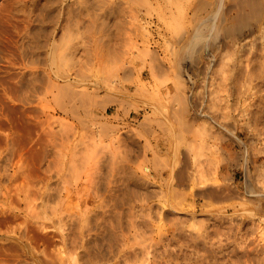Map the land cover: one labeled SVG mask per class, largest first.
<instances>
[{
	"label": "rangeland",
	"instance_id": "374dc122",
	"mask_svg": "<svg viewBox=\"0 0 264 264\" xmlns=\"http://www.w3.org/2000/svg\"><path fill=\"white\" fill-rule=\"evenodd\" d=\"M89 1L0 0V264H264V1L210 38L231 0Z\"/></svg>",
	"mask_w": 264,
	"mask_h": 264
},
{
	"label": "bare ground",
	"instance_id": "6f19581e",
	"mask_svg": "<svg viewBox=\"0 0 264 264\" xmlns=\"http://www.w3.org/2000/svg\"><path fill=\"white\" fill-rule=\"evenodd\" d=\"M46 1V0H45ZM49 1V0H48ZM58 1V0H57ZM83 1V0H82ZM89 1V0H88ZM221 1V0H220ZM232 2L229 4L230 6V10H231V8L232 9H234V11H235V15H233V16H230V18H228V16H227V18H223L222 20H221V22H219L220 23V26H216L215 25V18H214V15H216V14H212V16H213V18H211V19H209V20H205V24L206 23H210V25H209V27L207 28V27H205V28H207L206 30H207V32H208V37L210 38V35L211 36H213L214 34H216V33H222L223 35H239V34H241L244 30H246V29H248V28H251L253 25H257V24H259V21H261L262 19H261V16H260V14H261V1L260 0H231ZM262 1H264V0H262ZM30 2V1H29ZM33 2H36V1H33ZM89 2H91L92 3V1H89ZM113 2V1H112ZM208 2V1H207ZM230 2V1H229ZM48 3V2H47ZM209 3V2H208ZM219 3V2H218ZM35 4V3H34ZM37 4V3H36ZM45 4V3H44ZM43 4V6H45ZM119 4V3H118ZM117 4V5H118ZM94 5V4H93ZM96 5V4H95ZM205 5H208V4H204V6ZM219 5V4H218ZM42 6V5H41ZM80 6V5H79ZM123 6V5H122ZM121 5H120V7H122ZM201 6V5H200ZM203 6V7H204ZM228 6V5H227ZM226 6V7H227ZM130 7H132V6H130ZM205 7H207V6H205ZM210 7V6H209ZM219 7V6H218ZM226 7H224V8H226ZM228 7V8H229ZM40 8H42V7H40ZM46 8V7H45ZM48 8V7H47ZM56 8V7H55ZM217 8V7H216ZM58 9V8H57ZM64 9V8H63ZM87 9H89V8H87ZM94 9V8H93ZM99 9H101V8H99ZM202 9V8H201ZM200 9V10H201ZM47 10V9H46ZM118 10V9H117ZM126 10V9H125ZM205 10V9H204ZM226 10V9H225ZM14 11V10H13ZM38 11V10H37ZM124 11V10H123ZM128 11H130V9H128ZM132 11H134V10H132ZM193 11V10H192ZM202 11V10H201ZM215 11H217V10H215ZM17 12V11H16ZM43 12V11H42ZM94 12H96V11H94ZM103 12V11H102ZM119 12V11H118ZM125 12V11H124ZM182 12V11H181ZM15 13V12H14ZM13 13V14H14ZM54 13V12H53ZM56 13V12H55ZM54 13V14H55ZM80 13V12H79ZM93 13V12H92ZM214 13V12H213ZM21 14V13H20ZM78 14V13H77ZM123 14V13H122ZM132 14V13H131ZM222 14V13H221ZM36 15V14H35ZM60 15V14H59ZM68 15V14H67ZM103 15V14H102ZM118 15V14H117ZM227 15H228V13H227ZM17 16V15H16ZM39 16V15H38ZM45 16H47V15H45ZM65 16V15H64ZM75 16V15H74ZM100 16V15H99ZM120 16H121V14H120ZM124 16V15H123ZM137 16V15H136ZM36 17V16H35ZM43 17V16H42ZM82 17V16H81ZM84 17V16H83ZM85 17H86V15H85ZM102 17V16H101ZM55 18V17H54ZM68 18V17H67ZM80 18V17H79ZM100 18V17H99ZM197 18V17H196ZM221 18H222V16H221ZM71 19H72V17H71ZM80 19H82V18H80ZM86 19V18H85ZM97 19V18H96ZM199 19V18H198ZM215 19V20H214ZM220 19V18H219ZM21 20V19H20ZM38 20V19H37ZM64 20V19H63ZM93 20V19H92ZM102 20H104L103 18H102ZM106 20V19H105ZM120 20H122V19H120ZM27 21V20H26ZM48 21V20H47ZM52 21V20H51ZM197 21V20H196ZM44 22V21H43ZM85 23H86V21H84ZM96 22V21H95ZM98 22V21H97ZM96 22V23H97ZM34 23V22H33ZM88 23V22H87ZM100 23V22H99ZM108 23V22H107ZM117 23V22H116ZM121 23H124V22H121ZM201 23V22H200ZM261 23H262V21H261ZM28 24V23H27ZM36 24V23H35ZM54 24H55V22H54ZM105 24H106V21H105ZM91 25H93V24H91ZM126 25V24H125ZM27 26V25H26ZM73 26H74V24H73ZM73 26H70V27H73ZM89 26V25H88ZM104 26V25H103ZM115 26V25H114ZM53 27V26H52ZM97 27V26H96ZM111 27V26H110ZM131 27V26H130ZM66 28V27H65ZM76 28V27H75ZM84 28V27H83ZM88 28H91V26L90 27H88ZM108 28V27H107ZM115 28V27H114ZM118 28V27H117ZM178 28V27H177ZM201 28V27H200ZM200 28H198V29H196V32L194 33V35H193V37H192V41L191 42H188V44H187V46L186 47H184V49L183 50H185L186 52L185 53H187L188 55H195V53H197L198 51H199V45H202L201 43H200V40H201V38H200V34H199V32H200ZM24 29V28H23ZM33 29V28H32ZM36 29V28H35ZM72 29V28H71ZM70 29V30H71ZM86 29V28H85ZM98 29V28H97ZM113 29V28H112ZM174 29V28H173ZM61 30V29H60ZM69 30V31H70ZM76 30V29H75ZM89 30V29H88ZM103 30V29H102ZM113 30H115V29H113ZM121 30H123L122 28H121ZM251 30V29H250ZM83 31V30H82ZM116 31H119V30H116ZM144 31V30H143ZM252 31V30H251ZM262 31V30H261ZM27 32V31H26ZM90 32H91V30H90ZM98 32V31H97ZM107 32V31H106ZM202 32V31H201ZM206 32V33H207ZM88 33V32H87ZM110 33V32H109ZM116 33V32H115ZM173 33V32H172ZM31 34V33H30ZM61 34V33H60ZM90 34V33H89ZM210 34V35H209ZM213 34V35H212ZM251 34V33H250ZM33 35V34H32ZM110 35V34H109ZM117 35V34H116ZM262 35H264V33H262ZM97 36V35H96ZM173 36V35H172ZM207 36V35H206ZM80 37V36H79ZM113 37H114V34H113ZM118 37V36H117ZM178 37V36H177ZM214 37V36H213ZM31 38V37H30ZM32 38H33V36H32ZM116 38V37H115ZM202 38H203V36H202ZM205 38V37H204ZM56 39V38H55ZM81 39V38H80ZM123 39V38H122ZM125 39V38H124ZM218 39V38H217ZM54 40V39H53ZM59 40V39H58ZM85 40V39H84ZM88 40V39H87ZM100 40V39H99ZM117 40V39H116ZM178 40V39H177ZM256 40V39H255ZM70 41V40H69ZM79 41V40H78ZM125 41H127V40H125ZM179 41V40H178ZM199 41V42H198ZM85 42V41H84ZM130 42H131V40H130ZM207 42V41H206ZM22 43V42H21ZM20 43V44H21ZM91 43V42H90ZM217 43V42H216ZM258 43V42H257ZM44 44H45V42H44ZM57 44V43H56ZM60 44V43H59ZM64 44V43H63ZM40 45H42V44H40ZM46 45V44H45ZM76 45V44H75ZM147 45V44H146ZM204 45H206V44H204ZM34 46V45H33ZM54 46H56V45H54ZM77 46V45H76ZM98 46V45H97ZM109 46V45H108ZM42 47H44V46H42ZM57 47V46H56ZM126 47V46H125ZM147 47V46H146ZM199 47V48H198ZM227 47V46H226ZM225 47V48H226ZM233 47V46H232ZM94 48V47H93ZM121 48V47H120ZM202 48V47H201ZM225 48H224V50H225ZM256 48V47H255ZM14 49H15V47H14ZM38 49V48H37ZM60 49V48H59ZM96 49V48H95ZM203 49V48H202ZM261 49V48H260ZM88 50V49H87ZM167 50V49H166ZM100 51V50H99ZM105 51V50H104ZM200 51H201V49H200ZM21 52V51H20ZM64 52V51H63ZM95 52V51H94ZM103 52V51H102ZM107 52V51H106ZM113 52V51H112ZM22 53V52H21ZM76 53V52H75ZM108 53V52H107ZM114 53V52H113ZM32 54V53H31ZM100 54V53H99ZM103 54V53H102ZM101 54V55H102ZM228 53H226V55H227ZM48 55V54H47ZM55 55V54H54ZM64 55V54H63ZM105 55V54H104ZM113 55V54H112ZM138 55V54H137ZM142 55V54H141ZM183 55H184V52H183ZM239 55V54H238ZM256 55V54H255ZM53 56V55H52ZM88 56V55H87ZM110 56V55H109ZM135 56H136V54H135ZM228 56V55H227ZM260 56V55H259ZM18 57H20V56H18ZM39 57V56H38ZM69 56H67V58H68ZM100 57V56H99ZM104 57V56H103ZM190 57V56H189ZM252 57V56H251ZM21 58V57H20ZM58 58V57H57ZM61 58V57H60ZM144 58V57H143ZM30 59V58H29ZM38 59V58H37ZM55 59V58H54ZM65 59H66V57H65ZM75 59H77V58H75ZM73 60V59H72ZM77 60H79V59H77ZM156 60V59H155ZM255 60V59H254ZM54 61V60H53ZM66 61V60H65ZM157 61V60H156ZM201 61V60H200ZM260 61V60H259ZM36 62V61H35ZM60 62V61H59ZM80 62V61H79ZM103 62V61H102ZM67 63V62H66ZM31 64V63H30ZM41 64V63H40ZM105 64H106V62H105ZM202 64V63H201ZM62 65V64H61ZM107 65V64H106ZM204 65V64H203ZM253 65V64H252ZM33 66V65H32ZM45 67V66H44ZM71 67V66H70ZM77 67H78V65H77ZM84 68V67H83ZM160 68V67H159ZM162 68V67H161ZM164 68V67H163ZM240 68V67H239ZM152 69V68H151ZM199 69V68H198ZM72 70V69H71ZM95 70H96V68H95ZM94 70V71H95ZM108 70V69H107ZM120 70V69H119ZM127 70V69H126ZM152 70H154V69H152ZM151 70V71H152ZM68 71V70H67ZM77 71H79V70H77ZM101 71V70H100ZM123 71V70H122ZM217 71V70H216ZM74 72V71H73ZM80 72H82L81 70H80ZM86 72H87V70H86ZM112 72V71H111ZM124 72V71H123ZM160 72V71H159ZM242 72V71H241ZM249 72V71H248ZM25 73V72H24ZM68 73H69V71H68ZM96 73H97V71H96ZM124 73H126V72H124ZM129 73V72H128ZM153 73V72H152ZM217 73V72H216ZM224 73V72H223ZM226 73H227V71H226ZM255 73H256V71H255ZM33 74V73H32ZM44 74V73H43ZM70 74V73H69ZM84 74V73H83ZM91 74V73H90ZM219 74V73H218ZM253 74V73H252ZM257 74V73H256ZM73 75V74H72ZM224 75V74H223ZM241 75V74H240ZM251 75V74H250ZM31 76V75H30ZM74 76H75V72H74ZM73 76V77H74ZM98 76V75H97ZM101 76V75H100ZM217 76V75H216ZM82 77H83V75H82ZM81 77V78H82ZM86 77V76H85ZM84 77V78H85ZM107 77V76H106ZM125 77H127V76H125ZM124 77V78H125ZM212 77V76H211ZM242 77V76H241ZM32 77H30V79H31ZM62 78V77H61ZM87 78V77H86ZM105 78V77H104ZM107 78H109V77H107ZM118 78V77H117ZM163 78V77H162ZM193 78H195V77H193ZM238 78V77H237ZM246 78V77H245ZM43 79V78H42ZM121 79V78H120ZM223 79V78H222ZM226 79H228V78H225V80ZM249 79V78H248ZM261 79V78H260ZM28 80H29V78H28ZM35 80H36V78H35ZM40 80V79H39ZM45 80V79H44ZM44 80H42V81H44ZM105 80V79H104ZM124 80V79H123ZM157 80V79H156ZM31 81V80H30ZM103 81V80H102ZM108 81V80H107ZM158 81V80H157ZM214 81V80H213ZM224 81V80H223ZM239 81V80H238ZM32 82V81H31ZM37 82V81H36ZM211 82V81H210ZM219 82V81H218ZM222 82V81H221ZM244 82V81H243ZM21 83V82H20ZM25 83V82H24ZM46 83V82H45ZM66 83V82H65ZM105 83V82H104ZM157 83V82H156ZM161 83H163V82H161ZM207 83H208V81H207ZM229 83V82H228ZM28 84V83H27ZM32 84H33V82H32ZM54 84V83H53ZM64 84V83H63ZM114 84V83H113ZM239 84H240V81H239ZM60 85V84H59ZM146 85V84H145ZM176 85H178V84H176ZM234 85V84H233ZM27 86H29V84L27 85ZM140 86H142V85H140ZM140 86H137L138 88L140 87ZM205 86V85H204ZM52 87H54L53 85H52ZM66 87H67V83H66ZM105 87V86H104ZM109 87V86H108ZM136 87V88H137ZM149 87V86H148ZM152 87V86H151ZM174 87V86H173ZM217 87V86H216ZM225 87V86H224ZM39 88V87H38ZM61 88V87H60ZM97 88V87H96ZM111 88V87H110ZM113 88H116V87H113ZM119 88V87H118ZM175 88V87H174ZM221 88V87H220ZM243 88V87H242ZM53 89V88H52ZM63 89V88H62ZM73 89H75V88H73ZM79 89V88H78ZM95 89V88H94ZM108 89V88H107ZM182 90H183V87L181 88ZM186 89H187V87H186ZM36 90V89H35ZM47 90V89H46ZM51 90V89H50ZM116 90H119V89H116ZM174 90V89H173ZM216 90V89H215ZM244 90V89H243ZM30 91V90H29ZM37 91H39V90H37ZM72 91H74V90H72ZM72 91H71V93H72ZM97 91V90H96ZM142 91V90H141ZM154 91H155V89H154ZM157 91V90H156ZM167 91V90H166ZM174 91H176V90H174ZM41 92V91H40ZM51 92V91H50ZM70 92V91H69ZM77 92V91H76ZM138 92V91H137ZM144 92V91H143ZM179 92V91H178ZM178 92H177V95H178ZM196 92V91H195ZM222 92V91H221ZM255 92V91H254ZM20 93V92H19ZM47 93H48V91H47ZM56 93H57V91H56ZM66 93V92H65ZM79 93V92H78ZM141 93V92H140ZM148 93V92H147ZM151 93V92H150ZM218 93V92H217ZM36 94V93H35ZM40 94V93H39ZM46 94V93H45ZM82 94H84V93H82ZM92 94V93H91ZM132 94V93H131ZM165 94H167V92L165 93ZM173 94V93H172ZM18 95V94H17ZM64 95V93L62 94V96ZM69 95V94H68ZM79 95V94H78ZM104 95H105V93H104ZM150 95V94H149ZM155 95V94H154ZM179 95H181V93H179ZM218 95V94H217ZM23 96V95H22ZM27 96V95H26ZM82 96V95H81ZM92 96V95H91ZM106 96V95H105ZM104 96V98H103V101H105L106 102V97ZM183 96V95H182ZM221 96V95H220ZM242 96V95H241ZM31 97V96H30ZM68 97V96H67ZM85 97V96H84ZM87 97V96H86ZM114 97H116V96H114ZM123 97V96H122ZM157 97V96H156ZM172 97V96H171ZM51 99H53V97L51 96L50 97ZM58 98V97H57ZM63 98V97H62ZM110 98V101H111V99H113V97L112 96H108V98H107V100ZM120 98V97H119ZM173 98H174V96H173ZM180 98V97H179ZM178 98V99H179ZM70 99V98H69ZM68 99V100H69ZM105 99V100H104ZM117 99H118V97H117ZM175 99V98H174ZM173 99V100H174ZM181 99H183V98H181ZM26 100V99H25ZM72 100V99H71ZM116 100V99H115ZM115 100H113V101H115ZM125 99H123V100H121V102L122 103H125V101H124ZM167 100V99H166ZM171 100V99H170ZM173 100H172V102H173ZM176 100V99H175ZM235 100V99H234ZM52 101V100H51ZM61 101V100H60ZM94 101V100H93ZM113 101H111V102H109V103H112ZM118 101H120V100H118ZM181 101V100H180ZM59 102V101H58ZM68 102V101H67ZM66 102V103H67ZM90 102V101H89ZM92 102V101H91ZM96 102V101H95ZM171 102V103H172ZM238 102V101H237ZM26 103V102H25ZM52 103H53V101H52ZM71 103V102H70ZM122 103H120L121 105H122ZM155 103V102H154ZM181 103V102H180ZM218 103V102H217ZM28 104V103H27ZM60 104H62V103H60ZM59 103H58V105H60ZM79 104V103H78ZM89 104V103H88ZM94 104V103H93ZM129 104V103H128ZM177 104H178V102H177ZM233 104V103H232ZM238 104V103H237ZM246 104V103H245ZM55 105V104H54ZM90 105V104H89ZM125 105H126V103H125ZM144 105V104H143ZM181 105H183V104H181ZM46 106V105H45ZM44 106V107H45ZM72 106V105H71ZM88 106V105H87ZM145 106V105H144ZM150 106V105H149ZM242 106V105H241ZM55 107H56V105H55ZM58 107V106H57ZM60 107V106H59ZM121 107V106H120ZM179 107V106H178ZM177 107V108H178ZM209 107V106H208ZM233 107H234V105H233ZM42 108V107H41ZM71 108V107H70ZM140 108V107H139ZM176 108V109H177ZM240 108V107H239ZM60 109V108H59ZM80 109V108H79ZM87 109V108H86ZM170 109V108H169ZM179 109V108H178ZM181 109V108H180ZM179 109V110H180ZM219 109V108H218ZM224 109V108H223ZM237 109V108H236ZM235 109V110H236ZM46 110H48V109H46ZM62 110V109H61ZM70 110V109H69ZM82 110H83V108H82ZM126 110V109H125ZM124 110V108H123V111H125ZM175 110V109H174ZM173 110V111H174ZM209 110V109H208ZM214 110V109H213ZM248 110V109H247ZM246 110V111H247ZM156 111V110H155ZM162 111V110H161ZM165 111V110H164ZM177 111V110H176ZM181 111V110H180ZM215 111V110H214ZM219 111V110H218ZM221 111V110H220ZM70 112H71V110H70ZM75 112V111H74ZM172 112V111H171ZM212 112V111H211ZM217 112V111H216ZM222 112V111H221ZM243 112V111H242ZM190 113V112H189ZM116 114V113H115ZM139 114V113H138ZM174 114H176V113H174ZM180 114V113H179ZM183 114V113H182ZM244 114H245V111H244ZM250 114V113H249ZM78 115V114H77ZM170 115V114H169ZM177 115V114H176ZM175 116V115H174ZM174 116H172V117H174ZM213 116V115H212ZM242 116V115H241ZM259 116V115H258ZM45 117V116H44ZM53 117V116H52ZM74 117V116H73ZM97 117V116H96ZM116 117V116H115ZM170 117V116H169ZM183 117V116H182ZM216 117V116H215ZM223 117V116H222ZM243 117H245V116H243ZM242 117V118H243ZM75 118V117H74ZM79 118V117H78ZM100 118V117H99ZM118 118V117H117ZM175 118V117H174ZM193 118V117H192ZM199 118V117H198ZM96 119V118H95ZM145 119V118H144ZM39 120H41V119H39ZM43 120V119H42ZM54 120V119H53ZM77 120V119H76ZM97 120V119H96ZM172 120H174L173 118H172ZM178 120V119H177ZM189 121H190V119H188ZM193 120V119H192ZM196 120V119H195ZM243 120V119H242ZM117 121V120H116ZM223 121V120H222ZM247 121V120H246ZM54 122V121H53ZM62 122V121H61ZM96 122V121H95ZM165 122V121H164ZM174 122H175V120H174ZM207 122V121H206ZM219 122V121H218ZM50 123V122H49ZM65 123V122H64ZM139 123V122H138ZM185 123V122H184ZM194 123V122H193ZM196 123V122H195ZM221 123V122H220ZM243 123H245V122H243ZM248 123V122H247ZM43 124H44V122H43ZM48 124V123H47ZM51 124V123H50ZM56 124V123H55ZM105 124V123H104ZM103 124V125H104ZM178 124H180L181 125V123H177V127H178ZM202 124V123H201ZM218 124V123H217ZM46 125V124H45ZM67 125V124H66ZM94 125V124H93ZM141 125V124H140ZM139 125V126H140ZM168 125V124H167ZM179 125V126H180ZM183 125H185V124H182V127H184ZM192 125V124H191ZM208 125V124H207ZM247 125V124H246ZM254 125V124H253ZM52 126H54L53 124H52ZM174 126H176V125H174ZM202 126V125H201ZM249 126V125H248ZM62 127H64V126H62ZM69 127H70V125H69ZM83 127V126H82ZM101 127V125L98 127L99 128V130L102 132V127ZM105 127V126H104ZM106 127H108V125L106 126ZM103 128V130L105 129H108L109 127L111 128V127H113V125L111 126H109L108 128ZM117 128V126H114V129H116ZM203 127V126H202ZM246 127V126H245ZM42 128V127H41ZM48 128V127H47ZM58 128V127H57ZM65 128V127H64ZM166 128V127H165ZM176 128V127H175ZM181 128V127H180ZM179 128V129H180ZM185 128V127H184ZM187 128V127H186ZM189 128V127H188ZM193 128V127H192ZM200 128V127H199ZM246 128H249V127H246ZM245 128V129H246ZM254 128V127H253ZM50 129V128H49ZM67 129V128H66ZM82 129V128H81ZM96 129V128H95ZM111 129H113V128H111ZM114 129H113V131H114ZM142 129V128H141ZM202 128H200V130H201ZM206 129V128H205ZM243 129V128H242ZM47 130V129H46ZM182 130H184V129H181V130H178V131H182ZM187 130V129H186ZM186 130H184V131H186ZM194 130V129H193ZM207 130V129H206ZM51 131V130H50ZM53 131V130H52ZM55 131V130H54ZM60 131H62V130H60ZM66 131V130H65ZM96 131V130H95ZM107 131H110V129L109 130H106V134H108L107 133ZM116 131V130H115ZM136 131V130H135ZM165 132H166V134H170V129L167 127L166 128V130H164ZM190 131H191V129H190ZM205 131V130H204ZM208 131V130H207ZM70 132V131H69ZM82 132V131H81ZM98 132V131H97ZM104 132V131H103ZM111 132V131H110ZM196 132V131H195ZM199 132V131H198ZM219 132V131H218ZM256 132V131H255ZM58 133V132H57ZM66 133V132H65ZM96 133V132H95ZM105 133V132H104ZM137 133H138V131H137ZM177 133V132H176ZM175 133V134H176ZM179 134L178 135H176L175 137H177L178 138V136H180L181 134H180V132H178ZM186 133V132H185ZM184 133V134H185ZM192 133V132H191ZM207 133V132H206ZM56 134V133H55ZM62 134H64V133H62ZM61 134V135H62ZM74 134V133H73ZM80 134V133H79ZM102 134V133H101ZM138 134H140V133H138ZM184 134H182L181 135V137H183V135ZM196 134V133H195ZM210 134V133H209ZM216 133H214V135H215ZM58 135V134H57ZM109 135V134H108ZM111 135V134H110ZM121 135V134H120ZM191 135H193V134H191ZM200 135H202V136H204L203 134H200ZM212 135V134H211ZM220 135V134H219ZM59 136V135H58ZM75 136V135H74ZM92 136V135H91ZM90 136V137H91ZM142 136V135H141ZM140 136V137H141ZM164 136V135H163ZM189 136V135H188ZM199 136V135H198ZM198 136H197V138H198ZM81 137V136H80ZM118 137V136H117ZM120 137V136H119ZM166 137V136H165ZM193 137V136H192ZM205 137V136H204ZM218 138H219V136H217ZM65 138H67V137H65ZM142 138V137H141ZM194 138H196L195 136H194ZM217 138V139H218ZM179 139V138H178ZM182 139V138H181ZM201 139V138H200ZM216 139V140H217ZM45 140V139H44ZM87 140V139H86ZM221 140V139H220ZM55 141V140H54ZM67 141V140H66ZM81 141V140H80ZM99 141V140H98ZM175 141V140H174ZM173 141V142H174ZM180 141V140H179ZM183 140H181V142H182ZM188 141V140H187ZM201 141V140H200ZM181 142H176L177 143V145H179V143L181 144ZM193 142H195V141H193ZM198 142V141H197ZM47 143H48V141H47ZM55 143V142H54ZM94 143V142H93ZM104 143V142H103ZM199 143V142H198ZM205 143V142H204ZM29 144V143H28ZM102 144V143H101ZM112 144V143H111ZM125 144V143H124ZM48 145V144H47ZM53 145V144H52ZM74 145V144H73ZM83 145V144H82ZM116 145H118V144H116ZM123 145V144H122ZM197 145V144H196ZM202 145V144H201ZM89 146V145H88ZM125 146V145H124ZM148 146V145H147ZM189 146V145H188ZM76 147V146H75ZM85 147V146H84ZM91 147V146H90ZM190 147V146H189ZM220 147V146H219ZM250 147V146H249ZM116 148V147H115ZM173 148H174V146H173ZM185 148H186V146H185ZM192 148H194V147H192ZM203 148V147H202ZM216 148V147H215ZM214 148V149H215ZM75 149V148H74ZM73 149V150H74ZM86 149V148H85ZM148 149V148H147ZM146 149V150H147ZM207 149V148H206ZM205 149V150H206ZM211 149V148H210ZM213 149V150H214ZM78 150H79V148H78ZM124 150V149H123ZM261 150V149H260ZM83 151V150H82ZM88 151H89V149H88ZM93 151V150H92ZM91 151V152H92ZM196 151V150H195ZM199 151V150H198ZM247 151V150H246ZM206 152V151H205ZM245 152V151H244ZM105 153V152H104ZM194 153V152H193ZM210 153V152H209ZM255 153H256V150H255ZM258 153H260V152H258ZM77 154H78V152H77ZM81 154H82V152H81ZM102 154V153H101ZM197 154H199V153H197ZM213 154V153H212ZM72 155V154H71ZM86 155H87V153H86ZM95 155H96V153H95ZM173 155V154H172ZM196 155V154H195ZM219 155V154H218ZM75 156V155H74ZM80 156V155H79ZM94 156V154L91 156V157H93ZM237 156V155H236ZM72 157V156H71ZM78 157V156H77ZM77 157H76V159H77ZM84 157V156H83ZM96 157H97V155H96ZM214 157V156H213ZM219 157V156H218ZM87 158H89L88 156H87ZM86 158V159H87ZM103 158V157H102ZM101 158V159H102ZM141 158V157H140ZM139 158V159H140ZM162 158V157H161ZM210 158V157H209ZM81 159V158H80ZM85 159V158H84ZM111 159V158H110ZM219 159V158H218ZM217 159V160H218ZM71 160V159H70ZM78 160V159H77ZM88 160V159H87ZM90 160V159H89ZM94 160V159H93ZM112 160V159H111ZM141 160H143L142 158H141ZM163 160H164V157H163ZM208 160V159H207ZM138 161H140V160H138ZM146 161V160H145ZM160 161V160H159ZM165 161V160H164ZM206 161V160H205ZM212 161H214V160H212ZM71 162V161H70ZM73 162V161H72ZM83 162V161H82ZM82 162H80V164L82 163ZM101 162V161H100ZM106 162V161H105ZM223 162V161H222ZM262 162H264V161H262ZM68 163V162H67ZM75 163V162H74ZM102 163H103V161H102ZM111 163V162H110ZM167 163V162H166ZM201 163H203V162H201ZM219 163H221L220 161H219ZM100 164V163H99ZM67 165V164H66ZM72 165H73V163H72ZM79 165V164H78ZM83 165V164H82ZM81 165V166H82ZM187 165V164H186ZM56 166V165H55ZM77 166V165H76ZM80 166V165H79ZM105 166V165H104ZM107 166V165H106ZM109 166H110V164H109ZM108 166V167H109ZM116 166H118V165H116ZM208 166V165H207ZM215 166V165H214ZM111 167V166H110ZM144 168V167H143ZM159 168V167H158ZM198 168H200V167H198ZM227 168V167H226ZM67 169V168H66ZM71 169V168H70ZM102 169V168H101ZM116 169H117V167H116ZM177 169V168H176ZM187 169V168H186ZM206 169V168H205ZM208 169H210V168H208ZM255 169V168H254ZM262 169H264V168H262ZM95 170V169H94ZM138 170V169H137ZM143 170V169H142ZM154 170V169H153ZM157 171V170H156ZM182 171V170H181ZM178 172H179V170H178ZM177 172V173H178ZM183 172V171H182ZM181 172V173H182ZM187 172V171H186ZM200 172H201V170H200ZM209 171H207V173H208ZM145 173V172H144ZM175 173V172H174ZM173 173V174H174ZM180 173V174H181ZM204 173H206V172H204ZM160 174V173H159ZM179 174V173H178ZM178 174H177V177H178ZM179 174V175H180ZM189 174V173H188ZM209 174V173H208ZM250 174V173H249ZM107 176V175H106ZM182 176V175H181ZM181 176H179L180 177V179H182L181 178ZM183 176H184V174H183ZM186 176V175H185ZM184 176V177H185ZM189 176V175H188ZM188 176H187V178H188ZM203 176V175H202ZM218 176V175H217ZM140 177V176H139ZM178 177V178H179ZM183 177V178H184ZM210 177V176H209ZM215 177V176H214ZM141 178V177H140ZM202 178H204V177H202ZM201 178V179H202ZM218 178V177H217ZM261 178H262V176H261ZM179 179V180H180ZM210 179V178H209ZM215 179V178H214ZM121 180V179H120ZM262 180V179H261ZM139 181V180H138ZM184 181V180H183ZM189 181H191V180H189ZM201 182L203 181V180H200ZM205 181V180H204ZM203 181V184L205 183ZM212 181V180H211ZM65 182V181H64ZM121 182H122V180H121ZM182 182V181H181ZM213 182V181H212ZM217 182V181H216ZM262 182H264V181H262ZM165 183V182H164ZM178 183V182H177ZM259 183V182H258ZM179 184V183H178ZM200 184V183H199ZM54 185V184H53ZM62 185V184H61ZM69 185V184H68ZM127 185V184H126ZM146 185H147V183H146ZM205 185H207V184H205ZM210 185H212V184H210ZM215 185V184H214ZM218 185V184H217ZM220 185H221V183H220ZM262 185H264V184H262ZM118 186H120V185H118ZM124 186V185H123ZM179 186V185H178ZM177 186V187H178ZM209 186V184L207 185V192H208V187ZM219 186V185H218ZM217 186V187H218ZM223 186V185H222ZM257 186V185H256ZM146 187V186H145ZM194 187V186H193ZM201 187V186H200ZM204 187H206V186H204ZM204 187H203V189H204ZM211 187V186H210ZM221 187V186H220ZM225 186H223V187H221V188H223V189H226V188H224ZM228 187V186H227ZM259 187V186H258ZM53 188V187H52ZM126 188V187H125ZM190 188V187H189ZM202 188V187H201ZM215 188V187H214ZM228 188H231V187H228ZM262 188H264V187H262ZM262 188H261V190H262ZM51 189V188H50ZM194 189V188H193ZM210 189H212V188H210ZM216 189H218V188H216ZM146 190V189H145ZM215 190V189H214ZM220 190V191H219ZM227 190V189H226ZM229 190V189H228ZM227 190V191H228ZM58 191V190H57ZM121 191V190H120ZM148 191H149V189H148ZM155 191V190H154ZM178 192H179V190H177ZM191 191V190H190ZM215 191L218 193V195H217V193H215ZM215 191H210L209 190V193H208V195H217V196H219L220 197V193L219 192H222V194H223V191H221V189H218V191L217 190H215ZM225 191V190H224ZM227 191H225V194H227L226 192ZM132 192V191H131ZM135 192H136V190H135ZM59 193H60V191H59ZM116 193V192H115ZM203 193V194H202ZM204 193L205 192H203V190L201 191V194L202 195H204ZM56 194H58V193H56ZM112 194V193H111ZM183 193H181L180 195H182ZM186 194V193H185ZM200 194V195H201ZM206 194V196H207V193H205ZM222 194H221V196H222ZM228 194L229 195H235L236 196V194H237V191L234 189V188H231L230 190H229V192H228ZM50 195V194H49ZM190 195V194H189ZM58 196V195H57ZM115 196H117L116 194H115ZM160 196V195H159ZM158 196V197H159ZM56 196H54V198H55ZM59 197V196H58ZM122 197V196H121ZM135 197V196H134ZM175 197V196H174ZM177 197V196H176ZM200 197V196H199ZM202 197V196H201ZM218 197V198H219ZM51 198V197H50ZM61 198H63V197H61ZM210 198V197H209ZM209 198H207L208 200H209ZM145 199V198H144ZM159 199V198H158ZM179 199H181V198H179ZM204 199V198H203ZM215 199V198H214ZM240 199H242V198H240ZM249 199V198H248ZM140 200V199H139ZM142 200V199H141ZM182 200V199H181ZM180 200V201H181ZM212 200H213V198H212ZM220 201H222L221 200V198L219 199ZM219 200H217V202L219 201ZM105 201V200H104ZM178 201V200H177ZM144 202V201H143ZM176 202V201H175ZM179 202V201H178ZM254 202V201H253ZM252 202V203H253ZM206 203V202H205ZM220 203V202H219ZM102 204V203H101ZM140 204V203H139ZM177 204V203H176ZM180 204V203H179ZM187 204V203H186ZM189 204V203H188ZM213 204H215V203H213ZM53 205H55V204H53ZM57 205V204H56ZM120 205V204H119ZM218 205V204H217ZM220 205V204H219ZM47 206H49V205H47ZM111 206V205H110ZM189 206V205H188ZM104 207H105V205H104ZM111 207H113V206H111ZM207 207V206H206ZM209 208V207H208ZM133 209V208H132ZM202 209V208H201ZM108 210V209H107ZM143 210V209H142ZM145 210V209H144ZM185 210V209H184ZM204 210H205V208H204ZM117 211V210H116ZM121 211V210H120ZM168 211V210H167ZM51 212H53V211H51ZM109 212V211H108ZM147 212H150V211H147ZM141 213V212H140ZM65 214V213H64ZM74 214V213H73ZM136 214V213H135ZM150 214V213H149ZM79 215V214H78ZM140 216H141V214H139ZM201 215V214H200ZM147 216H149L148 214H147ZM214 216V215H213ZM135 217V216H134ZM54 218V217H53ZM178 218V217H177ZM179 218H181V217H179ZM110 219V218H109ZM188 219V218H187ZM186 219V220H187ZM201 219V218H200ZM112 221V220H111ZM177 221V220H176ZM218 221H220L219 219H218ZM226 222V221H225ZM234 222V221H233ZM85 222H83V224H84ZM88 223V222H87ZM109 223V222H108ZM220 223V222H219ZM230 223V222H229ZM128 224V223H127ZM131 224V223H130ZM85 225V224H84ZM162 225V224H161ZM178 225V224H177ZM182 225V224H181ZM256 225V224H255ZM112 226V225H111ZM180 226V225H179ZM225 226V225H224ZM86 227V226H85ZM91 227V226H90ZM124 227H125V225H124ZM138 227V226H137ZM119 228V227H118ZM199 228V227H198ZM206 228V227H205ZM130 229V228H129ZM181 229H183V228H181ZM218 229V228H217ZM84 230V229H83ZM125 230H126V228H125ZM137 230V229H136ZM139 230V229H138ZM191 230V229H190ZM100 231V230H99ZM143 231V230H142ZM149 231V230H148ZM180 231V230H179ZM219 231V230H218ZM109 232V231H108ZM147 232V231H146ZM191 232H192V230H191ZM221 232V231H220ZM143 233V232H142ZM151 233V232H150ZM186 233V232H185ZM200 233V232H199ZM259 233V232H258ZM261 233V232H260ZM111 234V233H110ZM184 234V233H183ZM21 235V234H20ZM112 235V234H111ZM114 235V234H113ZM133 235V234H132ZM143 235V234H142ZM179 235V234H178ZM262 235V234H261ZM116 236V235H115ZM239 236V235H238ZM137 238V237H136ZM141 238V237H140ZM158 238V237H157ZM211 238V237H210ZM228 238V237H227ZM256 238V237H255ZM262 238H264V237H262ZM190 239V238H189ZM221 239V238H220ZM225 239V238H224ZM6 240V239H5ZM85 240V239H84ZM133 240H135V238L133 239ZM140 240V239H139ZM255 240V239H254ZM136 241V240H135ZM153 241V240H152ZM226 241V240H225ZM236 241V240H235ZM256 241V240H255ZM138 242H140V241H138ZM241 242V241H240ZM130 243V242H129ZM186 243V242H185ZM252 243V242H251ZM137 244V243H136ZM135 244V245H136ZM257 244V243H256ZM3 245V244H2ZM108 245V244H107ZM221 245H223V244H221ZM231 245V244H230ZM242 245V244H241ZM255 245V244H254ZM262 245H264V244H262ZM120 246H122V245H120ZM206 246V245H205ZM257 246V245H256ZM125 247V246H124ZM224 247V246H223ZM254 247V246H253ZM246 248V247H245ZM249 248V247H248ZM260 248H261V246H260ZM123 249V248H122ZM166 249V248H165ZM237 249H239V248H237ZM241 249V248H240ZM250 250V249H249ZM168 251V250H167ZM211 251V250H210ZM253 251V250H252ZM105 252V251H104ZM213 252H215V251H213ZM244 252V251H243ZM248 252V251H247ZM251 252V251H250ZM85 253V252H84ZM115 253V252H114ZM225 253V252H224ZM109 254V253H108ZM124 254V253H123ZM7 255V254H6ZM16 255V254H15ZM72 255V254H71ZM202 255V254H201ZM148 256H149V253H148ZM163 256V255H162ZM231 256V255H230ZM164 257V256H163ZM201 257V256H200ZM251 257V256H250ZM71 258V257H70ZM88 258V257H87ZM112 258V257H111ZM145 258H147V257H145ZM205 258V257H204ZM245 258V257H244ZM74 259V258H73ZM118 259V258H117ZM123 259V258H122ZM134 260V259H133ZM250 261V260H249ZM197 262V261H196ZM195 262V263H196ZM205 262H206V260H205ZM95 263V262H94ZM23 264V263H22ZM109 264V263H108ZM205 264V263H204ZM242 264V263H241Z\"/></svg>",
	"mask_w": 264,
	"mask_h": 264
}]
</instances>
